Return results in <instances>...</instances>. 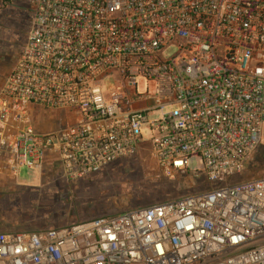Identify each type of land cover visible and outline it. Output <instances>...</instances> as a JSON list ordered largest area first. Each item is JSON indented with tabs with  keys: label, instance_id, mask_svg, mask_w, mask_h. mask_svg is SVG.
Wrapping results in <instances>:
<instances>
[{
	"label": "built area",
	"instance_id": "obj_1",
	"mask_svg": "<svg viewBox=\"0 0 264 264\" xmlns=\"http://www.w3.org/2000/svg\"><path fill=\"white\" fill-rule=\"evenodd\" d=\"M29 6L0 88V161L11 173L55 155L67 179L97 174L131 155L147 125L162 169L199 158L211 186L78 223L0 231V264H264V175L227 180L261 142L264 0ZM35 107L72 121L38 131Z\"/></svg>",
	"mask_w": 264,
	"mask_h": 264
},
{
	"label": "rangeland",
	"instance_id": "obj_2",
	"mask_svg": "<svg viewBox=\"0 0 264 264\" xmlns=\"http://www.w3.org/2000/svg\"><path fill=\"white\" fill-rule=\"evenodd\" d=\"M29 17V0H0V88L25 42ZM175 51V47H170L164 56ZM144 89V82L139 80L138 90ZM170 108H164L163 112ZM159 114L154 112L150 119ZM34 121L38 131L46 132L72 119L66 118L62 111L35 107ZM150 138L149 127L144 125L143 142L131 155L81 179H67L55 155H48L40 170L21 166L17 175L0 161V231H37L78 223L211 186L199 158H192L189 169L184 171L168 173L162 169L152 153ZM263 175L264 124L259 147L244 169L227 180L236 182Z\"/></svg>",
	"mask_w": 264,
	"mask_h": 264
}]
</instances>
